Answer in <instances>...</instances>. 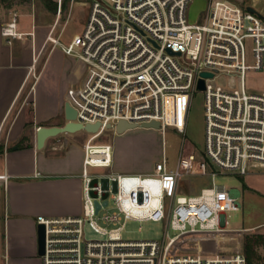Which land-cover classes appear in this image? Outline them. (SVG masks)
I'll use <instances>...</instances> for the list:
<instances>
[{"label": "built area", "instance_id": "2783aa9c", "mask_svg": "<svg viewBox=\"0 0 264 264\" xmlns=\"http://www.w3.org/2000/svg\"><path fill=\"white\" fill-rule=\"evenodd\" d=\"M189 1L90 0L81 33L68 42L47 36L86 65L88 81L70 103L73 121L99 129L82 145L81 214L36 217L45 229L42 264H246L242 252H171L181 235L224 231L226 213L240 207L224 185L177 195L183 176L207 174L210 164L240 176L264 168V90L247 83L249 73H264V19L230 0H207L202 22L191 23ZM17 19L13 11L0 27L8 42L22 36ZM196 91L204 95L203 156L186 145L173 169L162 156L150 173L112 170L113 146L98 141L107 130L120 120L138 127L157 121L162 133H184ZM145 220L164 223L161 240L122 239L127 221ZM85 225L104 238L87 239Z\"/></svg>", "mask_w": 264, "mask_h": 264}, {"label": "crops", "instance_id": "0c3cea01", "mask_svg": "<svg viewBox=\"0 0 264 264\" xmlns=\"http://www.w3.org/2000/svg\"><path fill=\"white\" fill-rule=\"evenodd\" d=\"M230 1L245 8L252 7L264 19V0ZM69 2L64 25H60V18H53V11L41 0L39 3L27 0L13 6L0 4V27L16 11V27L22 33L20 38H12L10 42L0 33V145L3 147L0 153V229L4 235L3 238L0 235V246L2 249L3 244L4 248L3 264H40L36 258L37 216H78L82 211L79 175L83 142L77 145L74 135L62 134L48 139L41 149L35 146L36 128L63 125L64 102L75 101L77 89L89 77L83 62L66 56L46 39L48 35L59 36L62 42H68L78 34L68 28L72 9L78 4L75 0ZM60 26L64 28L62 32ZM61 72L69 85L66 89L61 87L59 92L57 79ZM260 90H264V86ZM135 130H128L120 137ZM116 151L113 162L117 165ZM259 171L264 168L253 169L247 175ZM231 192L238 194L236 189ZM25 226L26 241L19 233Z\"/></svg>", "mask_w": 264, "mask_h": 264}, {"label": "rangeland", "instance_id": "374dc122", "mask_svg": "<svg viewBox=\"0 0 264 264\" xmlns=\"http://www.w3.org/2000/svg\"><path fill=\"white\" fill-rule=\"evenodd\" d=\"M27 0H0L3 6L18 5ZM30 1V0H29ZM78 5L72 9L73 17L69 23V29L81 33L85 26V19L88 17L90 0H75ZM39 3V0H36ZM207 8V0H190L187 4L186 15L189 22H202ZM70 2L67 8L61 10L60 20L64 25L68 18ZM56 13L53 14V18ZM76 59V58H74ZM60 73L57 79V91L66 89L69 81ZM247 83L250 88L260 90L264 86V73H249ZM63 87V88H61ZM204 95L196 91L193 95L189 108L188 118L184 133L177 132L173 128H166L162 133L157 129L137 128L134 133L120 137L107 130L99 142H109L113 145V152L117 153V165L112 164V170L119 173H150L155 163L166 158L167 167L173 169L176 165L180 150L186 145L193 146L198 156L204 154ZM71 135V134H63ZM74 142L77 145L84 143L88 133L79 131L73 133ZM59 136V135H58ZM55 138V137H54ZM211 165V166H210ZM208 166L207 174L185 175L180 179L177 195H195L204 187L224 185L227 189H236L240 207L236 211H228V221L224 231L216 233H192L184 234L177 238L171 247L174 254H192L199 250L205 253L222 252L230 254L234 252L243 253V239L246 235L264 234V171L255 175H237L227 171H219L212 164ZM121 171V172H120ZM211 171L215 173L211 175ZM247 185L249 188H247ZM22 240L27 239V227H23ZM84 234L87 239L100 240L104 236L94 232L88 225L84 227ZM1 235V229H0ZM164 235V223L156 221H127L122 231L124 240H161ZM1 242V238H0ZM4 248L0 246V264H3L2 254ZM259 261L257 264H264V245L257 248ZM244 254V253H243ZM41 262V256L36 255Z\"/></svg>", "mask_w": 264, "mask_h": 264}, {"label": "water", "instance_id": "95a60500", "mask_svg": "<svg viewBox=\"0 0 264 264\" xmlns=\"http://www.w3.org/2000/svg\"><path fill=\"white\" fill-rule=\"evenodd\" d=\"M248 11L256 13L252 7L246 8ZM201 77H211L212 74L208 72H201ZM197 90L204 89V80L200 78L196 86ZM76 116L75 108L70 104L69 101L64 102L63 106V117L64 123L61 126H38L35 130V146L37 149H41L45 146V142L62 134H73L79 131H84L86 133H96L99 129V124H87L83 126L80 123L74 122ZM110 128L109 125L106 126ZM137 128L141 129H160V125L157 121H152L149 123H143L139 127L136 124L127 123L126 121L120 120L116 126L114 133L121 135L128 130H134ZM106 204V201H104ZM96 208H99V205L96 204ZM44 244H45V229L43 224H37L36 226V254L41 256L44 254Z\"/></svg>", "mask_w": 264, "mask_h": 264}, {"label": "trees", "instance_id": "16d2710c", "mask_svg": "<svg viewBox=\"0 0 264 264\" xmlns=\"http://www.w3.org/2000/svg\"><path fill=\"white\" fill-rule=\"evenodd\" d=\"M43 5L49 9L50 11H53V13L57 10V2H54L53 0H41ZM69 0H61L60 8L61 10L67 8ZM24 139V138H22ZM3 147L0 145V153H2ZM1 237L3 238L4 235L1 234ZM261 245H264V234H252V235H246L243 239V253L246 258V264H257L259 261V253L257 252V248Z\"/></svg>", "mask_w": 264, "mask_h": 264}]
</instances>
